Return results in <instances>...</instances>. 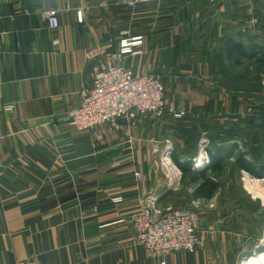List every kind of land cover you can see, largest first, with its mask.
<instances>
[{"label":"crops","instance_id":"obj_1","mask_svg":"<svg viewBox=\"0 0 264 264\" xmlns=\"http://www.w3.org/2000/svg\"><path fill=\"white\" fill-rule=\"evenodd\" d=\"M256 1L262 25L255 43L264 47V0ZM51 10L60 11L57 32L48 27ZM233 19L230 0H148L135 11L125 0H0V264H160L137 244L130 223L151 194L161 209L196 207L200 213L198 247L170 254L166 264L259 260L263 197L222 198L220 187L211 200H197V186L176 189L181 178L167 177L162 166V152L171 145L182 162L193 157L200 170L195 163L207 127L213 149L241 144L250 162L264 166L263 133L242 134L233 122L231 73L211 69V52L235 36ZM210 30L217 36L212 47ZM124 32L144 36V44L123 66L135 74L161 72L176 115L80 133L67 114L93 85L97 61L87 54L99 46L115 51ZM242 36L235 41L250 50L255 43ZM201 39L203 51L195 54ZM192 132L197 135L189 139Z\"/></svg>","mask_w":264,"mask_h":264},{"label":"built area","instance_id":"obj_2","mask_svg":"<svg viewBox=\"0 0 264 264\" xmlns=\"http://www.w3.org/2000/svg\"><path fill=\"white\" fill-rule=\"evenodd\" d=\"M214 1V0H211ZM148 0H125V5L135 11ZM67 9L71 7L68 4ZM59 10L46 13L51 31L59 29ZM78 18L83 20L82 11ZM255 20L254 24H258ZM112 42V41H110ZM59 44V41H55ZM144 36L122 33L118 47L109 51L106 47H95L88 52L90 60L97 61L92 87L82 91L78 106L67 114L72 127L80 133H88L102 126L120 129L121 122L131 123L139 117L152 116L158 119L166 117L169 109L166 98V86L161 77L153 72L135 74L123 66L128 57L142 54ZM174 111L173 109H171ZM208 139L201 144L200 159L209 164ZM174 150L168 145L162 152V166L170 168ZM138 180L141 175L137 174ZM116 200V203L121 202ZM159 198L151 194L140 201L139 208L130 217L135 229L138 245L150 251L160 262L166 264V258L176 252H193L200 243V213L190 207H158ZM16 264H35L23 261Z\"/></svg>","mask_w":264,"mask_h":264},{"label":"rangeland","instance_id":"obj_3","mask_svg":"<svg viewBox=\"0 0 264 264\" xmlns=\"http://www.w3.org/2000/svg\"><path fill=\"white\" fill-rule=\"evenodd\" d=\"M230 1H232L234 5L233 29L230 30L231 31L230 34L234 33L232 35H235L234 37H230V40H238L236 38L243 37L242 36L243 34L245 36V39H247V36L250 37L249 42L251 43L258 42V37H259L258 33L261 31V29L258 28L261 27L262 21L260 18H258L259 16L257 15V1L256 0H230ZM243 9H248L247 14L244 13L242 15L241 11ZM255 20L257 21L259 20V23L254 24ZM243 23H246L248 26ZM227 31H229V29L226 30V32ZM197 32L200 36V31L197 30ZM192 33H194V31H192ZM209 37L211 41L208 42V46L211 45L212 47V45H214V43L217 42V36L215 34V30L209 31ZM214 38H216V41ZM202 45H203L202 39L198 40L195 43V45L192 48L194 49L195 54H198L199 52L201 53L203 51ZM243 45L247 51L248 50L247 43ZM223 47L224 45L221 44L219 47L217 46V50L215 49L213 53L211 52V69L222 70L223 74L224 71H226L227 73L228 72L231 73L232 76L231 84L233 85L234 88V112L232 116L233 122H236L238 120L237 126L238 129L242 131V134L247 133L248 135L250 134L249 136L254 137L255 134L260 135L261 133H263L262 135L264 137V124L262 126V130L260 129L255 130L256 129L255 126L258 127L259 125H262L261 122L264 123V111H262L259 108L261 105H264V69L260 65H258L255 61L252 60H246L241 66H236L235 64L228 62L227 63L228 66H227V64L224 63L225 61L223 59ZM189 48L190 47L188 46L187 49ZM195 61L196 62L194 61L192 62L193 65L195 66V64H198L199 67V60L197 62V59H195ZM186 67H189L188 65H186V62L182 63L183 70H185ZM194 69L196 70L197 67H195ZM153 73L161 77V72L157 71V73L155 72ZM243 101L244 104L241 103ZM168 109L169 111L166 117L164 118H167L169 115H176V111L174 109H173L174 111H172L171 108ZM139 118H143V117H139ZM244 118L247 120L246 122L253 125H250V127H246L244 125L245 121H243ZM196 131L199 132L198 129H196ZM204 131L206 132V134L203 133L201 134L202 136L200 140L201 142L204 139H208V138L210 139L211 134H213L212 129L210 131V128L208 127L205 128ZM236 133L237 132H235L234 137L240 138L239 136H236L237 135ZM194 135H197V133L195 132L191 133V135L188 136L189 139L194 137ZM200 144L198 147V153L202 152ZM211 147H212V143H210L209 147L207 148V152L208 149H210ZM239 147L244 149V147L241 146V144H239ZM209 163H210V159H209ZM166 168H167V177L170 176L171 179H175V173H176L181 178L179 185L178 184L176 185V189L180 187H182V189L184 188L189 189L191 186H193V184L190 183L188 180L183 181L182 172L180 170L179 171L181 173L175 169L173 171V168L171 167L170 168L166 167ZM218 182L220 184V187H223L221 192L222 198H225V196L226 198L227 197L232 198V196L234 195L238 196L237 198L239 197L243 199L249 198L250 200L254 199V197H259L258 199H260V196L264 198V179L255 178L254 176L250 175L248 172L238 169L234 164V160L230 162L227 168H225V171L223 172L222 176L219 178ZM194 209L198 211L196 207H194ZM260 213L263 215L264 218V210L260 211Z\"/></svg>","mask_w":264,"mask_h":264},{"label":"trees","instance_id":"obj_4","mask_svg":"<svg viewBox=\"0 0 264 264\" xmlns=\"http://www.w3.org/2000/svg\"><path fill=\"white\" fill-rule=\"evenodd\" d=\"M224 48L230 63L241 66L246 60H252L264 69V47L255 44L246 51L242 43L228 40ZM208 155L210 163L205 168L195 170L193 157L189 161L182 162L176 154H172L173 162L182 172L183 181L188 180L197 186L194 192V198L197 200H211L216 195L220 189L218 180L233 160L238 169L248 172L255 178L264 179V166L258 167L257 161L250 162L247 159L249 153L240 148L239 144L233 143L228 147L216 149L211 147L208 149ZM256 160L260 161L259 157Z\"/></svg>","mask_w":264,"mask_h":264},{"label":"bare ground","instance_id":"obj_5","mask_svg":"<svg viewBox=\"0 0 264 264\" xmlns=\"http://www.w3.org/2000/svg\"><path fill=\"white\" fill-rule=\"evenodd\" d=\"M201 163V164H200ZM199 164H200V169H202V168H205L206 166H207V160L206 159H199L198 160V162L197 163H195V167H196V169H199ZM201 165H202V167H201ZM259 260H252V262L250 263V264H253V263H255V264H264V254H262L261 256H259V258H258ZM248 264H249V262H248Z\"/></svg>","mask_w":264,"mask_h":264}]
</instances>
